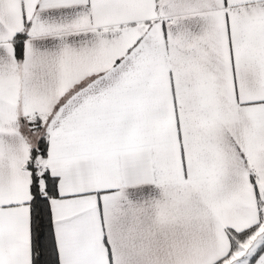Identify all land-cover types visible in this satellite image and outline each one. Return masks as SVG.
Instances as JSON below:
<instances>
[{
	"label": "snow or ice",
	"instance_id": "6c2138e0",
	"mask_svg": "<svg viewBox=\"0 0 264 264\" xmlns=\"http://www.w3.org/2000/svg\"><path fill=\"white\" fill-rule=\"evenodd\" d=\"M0 264H264V0H0Z\"/></svg>",
	"mask_w": 264,
	"mask_h": 264
}]
</instances>
